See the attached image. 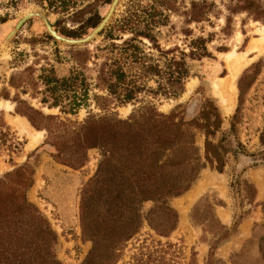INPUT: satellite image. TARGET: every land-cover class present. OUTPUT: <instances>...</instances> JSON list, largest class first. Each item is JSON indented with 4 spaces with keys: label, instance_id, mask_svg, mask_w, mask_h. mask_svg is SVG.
Returning <instances> with one entry per match:
<instances>
[{
    "label": "rangeland",
    "instance_id": "374dc122",
    "mask_svg": "<svg viewBox=\"0 0 264 264\" xmlns=\"http://www.w3.org/2000/svg\"><path fill=\"white\" fill-rule=\"evenodd\" d=\"M93 2L77 0V7L81 9ZM171 2L170 11L160 8L165 20L152 31L157 44L164 50L178 47L188 52L191 44L202 39L210 56L188 60L189 76L178 96L142 92L138 100L152 103L161 113L176 110L186 120L194 121L197 127H192V131L201 157H204L208 140L222 149L225 165L222 173L207 166L187 192L169 200L178 222L168 236L157 235L144 222L139 232L113 253L101 250L90 254L92 243L82 237L79 204L85 185L96 172L100 152L88 150L87 162L77 169L55 162L49 155L51 148L44 144L45 130H36L25 117L15 113L11 98L17 92L8 82L11 76L26 68H31L34 77L40 74L41 67L53 68L58 78L66 76L74 65L71 53L76 49L95 53V49L104 44L103 30L107 26L113 28L130 15L143 19L149 7L158 6L154 0H119L98 36L84 45L71 46L54 39L45 26L47 22L60 37L80 39L66 36L78 25L68 20L64 13L54 12L39 0H16L14 4L0 0V46L24 15L39 14L26 20L0 50V125L4 124L0 131L8 134L0 136V178L25 164L32 154L30 162H37V166L33 185L26 196L56 235L51 252L61 264H96L98 261L105 264H264V54L254 51L246 56L255 58L235 80L237 92L231 112H225L224 104L213 94L212 88L213 79L228 75L222 55L233 50L242 54L252 40L260 38L257 30L264 26V0ZM111 3L97 4L102 19ZM191 4L196 5L194 12L198 11L195 17L200 14L197 20H190L193 16ZM139 26L143 28L145 23ZM113 34L123 39L130 36L118 30ZM140 40L149 50L148 40ZM93 68L91 60L85 70L91 77L90 83H93ZM192 82L194 85L188 92L187 86ZM147 86L156 88L152 81ZM27 90V94H20L22 100L45 115L59 116L61 120L81 122L89 114L101 112L92 94L104 92L96 89L91 88L88 106L80 108L75 115L61 114L58 108L42 106L40 96L32 98L30 94L34 91ZM5 92L6 100L3 98ZM102 104L119 119H126L140 105L138 101L115 105L112 99ZM9 105H13L12 109ZM203 114H208V119ZM16 116L24 118L34 130L43 132L33 149H26L28 136L13 124L11 119ZM190 197L192 202L189 203ZM153 206L152 202L144 203L142 214ZM185 207L184 225L181 224V211Z\"/></svg>",
    "mask_w": 264,
    "mask_h": 264
},
{
    "label": "trees",
    "instance_id": "16d2710c",
    "mask_svg": "<svg viewBox=\"0 0 264 264\" xmlns=\"http://www.w3.org/2000/svg\"><path fill=\"white\" fill-rule=\"evenodd\" d=\"M111 1L94 0L79 9L77 0H39L78 25L66 34L73 38H81L94 29L102 20L97 4ZM154 2L158 7H149L143 19L130 15L113 28L107 26L103 30L104 44L95 53L86 49L71 53L74 65L66 76L58 78L53 68L41 67L40 74L34 77L31 68H26L8 82L17 92L11 98L15 113L25 117L36 130H45L44 144L51 148L49 155L55 162L77 169L87 162L88 150L100 152L96 172L85 185L79 204L82 237L92 243L90 254L101 250L113 253L135 236L144 222L157 235L168 236L178 222L169 200L187 192L207 166L222 173L225 165L222 149L208 140L201 157L192 131L194 121L186 120L176 110L161 113L152 103L138 100L142 92L178 96L189 76L188 60L210 56L202 39L191 44L188 52L178 47L162 49L152 31L165 20L160 8L170 11L172 2ZM195 7L190 6L191 21L200 15L195 17L198 13L194 12ZM142 23L143 28L139 26ZM115 30L130 36L126 39L115 36ZM140 38L148 40L149 50ZM91 60L93 83L85 72ZM151 81L155 89L147 86ZM91 88L104 92L92 94L101 112L91 113L81 122L45 115L20 98V94H27L30 89L34 91L30 94L32 98L40 96L42 106L75 115L88 106ZM3 98L8 99L7 92ZM110 99L115 105L133 101L140 105L126 119H119L102 104ZM203 117L208 119V114ZM0 126L3 128L4 124ZM7 135L5 132L3 136ZM31 156L25 164L0 178V264H61L51 252L56 235L26 196L37 166V162H30ZM146 202L154 206L142 214Z\"/></svg>",
    "mask_w": 264,
    "mask_h": 264
},
{
    "label": "bare ground",
    "instance_id": "6f19581e",
    "mask_svg": "<svg viewBox=\"0 0 264 264\" xmlns=\"http://www.w3.org/2000/svg\"><path fill=\"white\" fill-rule=\"evenodd\" d=\"M257 32L260 34V38L252 40L244 53L237 54V52L233 50L230 53L222 55L227 65L228 75L225 78L213 79L212 88L214 92L213 94L220 99L222 104H224L225 112H231L235 105V97L237 92L235 87L236 78L241 73V71L255 58H247L246 56L254 51H256L258 55L264 54V26L257 30ZM193 85L194 83L192 82L187 86L188 92H190ZM5 103L8 104V102ZM12 106L13 105H9L10 109H12ZM125 112L127 113V110H125ZM11 120L21 133H24L28 136L29 142L26 146V149H33L40 142L43 132L34 130L22 117L16 116ZM1 171L2 170L0 167V173ZM191 197L189 198V203L192 202L193 197ZM186 210L187 209L185 207L181 211V224L184 225L186 220Z\"/></svg>",
    "mask_w": 264,
    "mask_h": 264
},
{
    "label": "water",
    "instance_id": "95a60500",
    "mask_svg": "<svg viewBox=\"0 0 264 264\" xmlns=\"http://www.w3.org/2000/svg\"><path fill=\"white\" fill-rule=\"evenodd\" d=\"M119 0H113L108 13L106 14V16L101 20V22L84 38H80V39H66L63 37H60L59 35H57V33L48 25L47 22H45V26L47 31L49 32V34L56 40L63 42L65 44L71 45V46H81L84 45L90 41H92L96 36H98L102 30L105 28V26L107 25L110 17L112 16L115 7L117 5ZM33 15H39V14H26L24 15L21 20H19L15 26V28L10 32V34L6 37L5 41L3 42V44H1L0 46V50L5 46V44L14 36V34L16 33V31L26 22V20H28L30 17H32Z\"/></svg>",
    "mask_w": 264,
    "mask_h": 264
}]
</instances>
